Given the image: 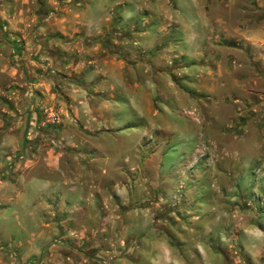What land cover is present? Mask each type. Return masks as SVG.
<instances>
[{"label":"rangeland","instance_id":"1","mask_svg":"<svg viewBox=\"0 0 264 264\" xmlns=\"http://www.w3.org/2000/svg\"><path fill=\"white\" fill-rule=\"evenodd\" d=\"M114 1L0 0V66L16 64L63 18L67 27L78 24L82 8L94 17ZM204 1L208 15L200 10L193 23L205 37L180 43L187 55L168 65L190 68L193 77L181 84L197 95L170 99L160 113L152 109V130L145 134L126 107L121 118L135 126L126 125L129 132L119 141L88 139L89 147L105 151L94 155L104 167L96 170L94 200L82 208L97 215L84 218L86 230L64 226L62 214L0 209V264H264V250L258 257V229L264 234V0ZM53 70V77L71 78ZM143 158L149 167L139 165ZM50 221L54 225L45 226ZM160 241L173 252L164 261L155 244ZM205 242L208 256L197 258V244Z\"/></svg>","mask_w":264,"mask_h":264},{"label":"crops","instance_id":"2","mask_svg":"<svg viewBox=\"0 0 264 264\" xmlns=\"http://www.w3.org/2000/svg\"><path fill=\"white\" fill-rule=\"evenodd\" d=\"M200 10L208 15L204 0H115L107 13L94 17L84 7L77 15L78 24L70 21L67 27L69 19L63 18L55 33L48 32L37 47L24 49L16 64H2L0 209L26 206L45 217L62 214L64 226L86 230L84 218L97 215H87L82 208L94 200L96 170L104 167L94 155L105 151L89 147L88 139L115 136L119 141L120 135L129 132L126 125L135 126L121 118L126 107L142 122L145 134L152 130L148 121L152 109L160 113L167 110L170 99L178 103L188 93L197 95L198 91L181 84L193 77L190 68L180 65L175 71L168 65L172 58L187 55L180 43L205 37L193 23ZM53 69L71 78L53 77ZM207 72L201 71L197 81ZM46 140L61 143L62 148ZM191 155L192 151L182 161ZM148 160L143 158L139 165L149 167ZM1 215L5 216L0 211ZM51 221L45 226H53ZM204 230L209 233V226ZM155 244L161 260L172 257L167 243ZM197 245L198 255H194L207 257L206 242ZM263 250L264 234L258 229V257Z\"/></svg>","mask_w":264,"mask_h":264},{"label":"trees","instance_id":"3","mask_svg":"<svg viewBox=\"0 0 264 264\" xmlns=\"http://www.w3.org/2000/svg\"><path fill=\"white\" fill-rule=\"evenodd\" d=\"M115 21H116V20H114V19L112 20V22H111V23H112V25H113V23H114Z\"/></svg>","mask_w":264,"mask_h":264},{"label":"built area","instance_id":"4","mask_svg":"<svg viewBox=\"0 0 264 264\" xmlns=\"http://www.w3.org/2000/svg\"><path fill=\"white\" fill-rule=\"evenodd\" d=\"M0 181H1V179H0Z\"/></svg>","mask_w":264,"mask_h":264}]
</instances>
